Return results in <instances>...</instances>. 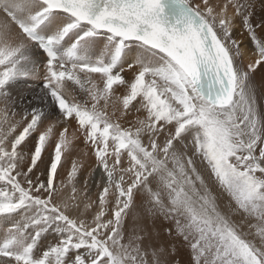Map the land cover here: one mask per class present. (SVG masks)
Returning a JSON list of instances; mask_svg holds the SVG:
<instances>
[{"label": "snow or ice", "instance_id": "6c2138e0", "mask_svg": "<svg viewBox=\"0 0 264 264\" xmlns=\"http://www.w3.org/2000/svg\"><path fill=\"white\" fill-rule=\"evenodd\" d=\"M256 7L0 0L6 264H169L148 227L161 218L187 243L191 264H264V112L253 82L264 67V16L253 23ZM237 28L251 44L247 64ZM80 140L93 173L101 170L95 199L88 178L77 188L82 160L58 179ZM49 232L55 241L44 245Z\"/></svg>", "mask_w": 264, "mask_h": 264}, {"label": "bare ground", "instance_id": "6f19581e", "mask_svg": "<svg viewBox=\"0 0 264 264\" xmlns=\"http://www.w3.org/2000/svg\"><path fill=\"white\" fill-rule=\"evenodd\" d=\"M260 2H261V0H257V7L255 9V14L253 16V23L254 24L259 21V19L261 18V16H264V11H262L261 8H260ZM229 14H231V9H229ZM240 31L241 30L239 28H237L236 33H235V36H236V38L238 40H243L244 45L247 46L245 48V57H244V63L247 64L249 62V60H250V56H249L248 52L251 49V44L249 43V40L247 38V33L245 32L244 35L241 36L240 35ZM260 34L261 35H264V32H261ZM262 77H264V67L258 68L256 70V72L253 73V82L256 85V88L257 89H261V88L264 89V82H262ZM257 106H258V109L261 112H264V102L259 97H257ZM82 144H83L82 140L76 142V151H74L71 154H69L70 156L72 154H74V156L72 155V158L70 160V163H66L65 162V159L62 160L61 166L58 168V173H59L58 179H60V180L66 179L67 172L70 170L73 160H77V159L82 160L83 163H84V167H83V169L81 170V172L77 176V188H81L82 185H83L84 180L86 178H88L89 179V182H90V185L94 182V185L95 186L94 185H91V187H90V193H91L93 199H95L96 194L100 190L98 187H96L97 186L96 183L101 180V170L96 169L95 172L93 173V169L95 168V159H94L93 156H88V157H83L82 156V154H81L82 153V150H85V147L82 146ZM44 154H46V153L45 152L43 153V158H45L44 157ZM75 154H77L78 157H76ZM67 157H69V156H67ZM49 158L50 157H48V158H46L44 160L47 162L49 160ZM90 173H91V175H90ZM43 178L44 177H41V179H43ZM68 191H69V194H70V189ZM157 225H159V224H157ZM2 231H3V226L0 225V236H2ZM0 259H1L0 260V264H6V258H0Z\"/></svg>", "mask_w": 264, "mask_h": 264}, {"label": "rangeland", "instance_id": "374dc122", "mask_svg": "<svg viewBox=\"0 0 264 264\" xmlns=\"http://www.w3.org/2000/svg\"><path fill=\"white\" fill-rule=\"evenodd\" d=\"M25 87H26V85L24 83H22V84L20 83L17 85V90L18 91L23 90ZM25 94H27V93H25ZM257 97H259L264 102V89L263 88L257 89ZM25 104H26V102H25ZM51 146H52L51 144L48 145V148L45 151V153L47 155L44 154L45 158H43V159L50 157L51 149H52ZM82 146H84V144H82ZM72 155L74 156V154H72ZM72 155L71 156L68 155L69 157H67V159H65L66 163H70ZM75 156L78 157L77 154H75ZM91 185H94V182ZM96 185H97V183H96ZM129 215L131 217V213ZM144 223L147 224V221H145ZM157 224H159V225H157ZM148 227H149L150 231H152V233H153V243L158 244V245L164 244L163 246L168 249L169 255L167 256V259L169 260V264H191V251H190V248L188 247L187 243L181 237L176 235L174 229H173V233L171 236H169L167 234V232L165 231V229L172 227V225L169 222H167L165 220L163 221V219L161 218V219H158L156 221L154 226L149 224ZM249 238H251V237H249ZM54 241H55V236L51 232L45 234V236L42 238V244H44V245H46L48 243H53Z\"/></svg>", "mask_w": 264, "mask_h": 264}]
</instances>
